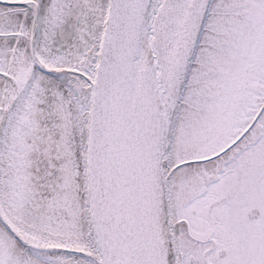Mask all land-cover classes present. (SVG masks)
Segmentation results:
<instances>
[{"label":"snow or ice","instance_id":"snow-or-ice-1","mask_svg":"<svg viewBox=\"0 0 264 264\" xmlns=\"http://www.w3.org/2000/svg\"><path fill=\"white\" fill-rule=\"evenodd\" d=\"M0 264H264V0H0Z\"/></svg>","mask_w":264,"mask_h":264}]
</instances>
